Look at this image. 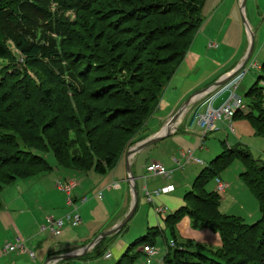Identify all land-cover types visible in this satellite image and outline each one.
Instances as JSON below:
<instances>
[{"label": "trees", "instance_id": "1", "mask_svg": "<svg viewBox=\"0 0 264 264\" xmlns=\"http://www.w3.org/2000/svg\"><path fill=\"white\" fill-rule=\"evenodd\" d=\"M95 1L88 0L86 3L93 4ZM206 1L208 0H200L198 8H196L197 5L194 4L192 6L191 3H187V0H133L131 2L129 0H107L109 4L107 3L108 5L101 10L100 16L96 15L101 28L95 35L87 33V36L92 41L90 43L91 46H88L89 57L95 60L96 56H93V53H96L97 48V51H101L104 54L105 62L112 61L115 64L117 61L116 54L108 55L106 48L110 47L112 50L121 46L130 48L133 43L131 40L123 41L118 38L119 35L132 31L131 26L122 25V23L133 20L141 27L146 21H150L149 24H151L157 20L154 26L148 28V34H153L161 28L176 27L179 32L175 34L170 30L167 36L173 34L185 40L179 48H176L175 52H172V55H176L173 69L169 73L166 71V77L159 81L157 90L152 91V94L149 95L148 105L145 104L144 98L139 100L135 97V92L125 86L119 87L116 90L117 92H112L105 98H101L97 93L99 90L92 91L86 99L74 98V96L69 95L71 98H58V106L55 111H64V113L66 111V121L69 124L65 131L73 134V138H69V140L64 138L66 145L62 149H60L59 145L54 144L52 139H49L45 132L46 128L41 127L36 122L37 119H45V112L36 110L34 113L35 118L31 119L34 121L33 129L36 142L33 145L26 143L21 134L10 126L7 127L1 124L0 190L18 179H25L51 171L53 167L44 157L48 153L53 155L56 165L61 169L93 170L96 173L104 174L107 169L112 168L119 156L120 148L123 153L129 147L139 128L142 127L154 111L166 83L182 62L185 53L202 25V10H204ZM48 2L50 6L51 3H55V9L58 10V13L62 12L63 14L68 10L83 9L87 6L83 0H0V59L12 58V53L6 43L7 41H12L15 48L20 52L25 65L37 64L44 73H47L50 80L58 81L66 89H70L74 82H70L67 85L58 80L61 76L59 73H55L56 69L54 68L53 70L50 64L65 62L68 72L72 73L75 69V78L79 80L80 75L74 64H76V58L84 59V55L81 56L79 51L77 52L74 49L62 48V40H65L63 38L65 29H72L71 23L75 21L74 19L68 17V19H64L55 15L53 20L56 21L55 28L53 30H50L51 28L48 29L47 24L52 20V12L48 8ZM119 3L121 5L126 4V8H114ZM95 4H99V0ZM96 6L99 7V5ZM116 10L120 11L119 15ZM115 15H118L117 18L112 20ZM147 16L149 17L146 18ZM154 17L156 20L153 19ZM144 19L146 20L143 22ZM23 24H27L31 31L21 28ZM50 32L55 34L53 36L50 35L51 49L49 50L45 45L46 43L42 42L41 34L46 35ZM24 33H29V36H25ZM45 38L46 36L43 39ZM70 39L79 45L81 51H86L82 47L86 42L85 36L73 32ZM102 39L104 40L101 41ZM138 40L139 38L135 39V41ZM142 44L140 42V45L138 43L136 47L144 51L145 47ZM51 53L53 58L50 62H47L44 57ZM155 62L160 63L158 60ZM90 66L88 63L82 71L89 73L91 71ZM96 66L95 69L98 71H103L107 68L103 64L102 66L96 64ZM261 67H264V63ZM108 69L111 71L110 74L114 71V68L110 65ZM13 70L12 73L3 75L2 79L4 81L2 82H10L12 74L18 77L23 73L19 71L20 69ZM5 76L7 77L5 78ZM23 76L25 79L27 78V83L33 81L34 86H37V80L31 74L27 72ZM262 78L264 79V76ZM3 86L0 84V87ZM37 88L39 89V87ZM112 88L110 87V89ZM51 90L52 87H45L42 90L44 98H40L38 104L44 105V108H46L44 102L49 103L51 99L49 98L52 93ZM26 91L24 90V94L27 93ZM62 91L65 92L64 90ZM261 92H263L262 87H256V85L251 87L247 92V95L252 96L249 102L251 106L250 112L241 113L237 111L232 119L244 118L249 120L254 128V133L264 136V105H262L261 101L256 100L257 94ZM20 93L23 95V92ZM78 95L75 96L77 97ZM3 99L0 98V103ZM141 111L142 114H139ZM3 115L4 112L0 110V117L4 118ZM95 117L101 120L102 125L88 129L86 124ZM107 127L110 128L109 131L105 129ZM133 128H135L134 134L130 136L129 142L127 140L124 143L122 140L123 134L127 133L128 130L132 132ZM6 129H9L10 132H7ZM111 129H115L120 135H113L114 131H111ZM94 138L95 140L93 141L92 139ZM75 146L79 148V153H77ZM229 157H237L244 161L245 168L241 172V176L257 198L261 212L260 219L254 223L247 224L240 218L222 214L218 210L220 195L215 191L207 192L203 188L206 178L211 175L214 176L217 172L216 170L229 161ZM184 197L185 205L174 213L168 214L164 220L172 240L177 244L175 248L167 247V252L163 257L164 264H264V164L258 163L246 146L238 144L225 149L221 154L217 155L210 162V165L202 170L193 183V189L186 193ZM186 215L191 219L193 227H205L217 232L221 240L220 245L213 249L205 244L194 243L192 240H179L176 224ZM157 234H161V231L158 228H151L145 235L131 243L129 248L131 246L135 247L141 242H148V245H152ZM129 251L130 249L122 255L116 264H135V258L139 252L131 254Z\"/></svg>", "mask_w": 264, "mask_h": 264}, {"label": "crops", "instance_id": "2", "mask_svg": "<svg viewBox=\"0 0 264 264\" xmlns=\"http://www.w3.org/2000/svg\"><path fill=\"white\" fill-rule=\"evenodd\" d=\"M208 1H206L207 5ZM210 1L206 15L211 20L212 18L210 17L218 12L224 0H214L215 3L212 0ZM239 2L240 0L232 1L238 10H240ZM259 9V0H253L248 9L245 8L247 21L254 31V37L256 32L255 24L261 23L264 19L263 9L259 20ZM238 13L241 18V13L239 11ZM239 31L242 45L238 46L235 44V47L227 48L230 42L228 39L226 43L227 34L222 32V35L219 36L222 44L213 46L217 49L212 54L203 51L202 45L197 40L199 39V30L197 31L182 62L166 83L154 111L148 117L145 123L147 124L146 129L144 128L143 131L139 130L135 135V139L138 140V137L139 139L141 137L145 139L153 134L160 133V129L165 125L166 121L192 93L186 98H181L182 95H188L189 90L193 88L198 91L208 86L239 63L247 47V43L244 42L242 28ZM228 50L231 52H228ZM204 63L210 64L211 68L201 69ZM207 80H209L208 83H204ZM223 86L213 90L214 92L211 91L210 98H200L194 102L185 114H182L169 135L127 157L126 151L131 147L129 146L121 154L114 166L107 169L104 174L96 173L93 170L77 171L61 169L60 167L58 169V166L52 165L53 168L48 173L18 179L6 186L0 193V264H44L47 258L52 255L82 250L100 232L119 222L129 210L132 201L131 183L126 169L127 162L137 191V206L129 220L137 218L138 228L144 232L142 236L151 228H158L162 235L168 233L169 229L165 224L164 216L168 213H174L185 205V197L182 198L178 194H174L178 183L176 179L182 178L183 172L190 165L204 164L198 153L210 154L215 151L216 147L212 144L205 145L207 139L213 138V131H222L221 128L228 124L233 133L236 132V127L231 124L233 119L216 121L215 128L207 131H204L196 123L191 122L195 112L204 111L209 102L217 106L223 101L227 94L220 91ZM217 94L220 95L217 96ZM238 95L241 96V94ZM242 96L244 97L245 95ZM201 99L204 101H200ZM250 110L249 103L243 102V106L239 111L248 113ZM188 111L191 115L187 119L186 113ZM143 133H147V135ZM187 152L192 153L193 157L199 158L201 163L193 160L187 161L185 156ZM152 161H158L163 164L167 170L171 171V176L163 177L149 173L146 167ZM209 165L210 163L204 166L195 179ZM175 171H177V175L174 173ZM60 172L63 174L59 175ZM54 174L55 176H53ZM67 179H73L77 182V186L72 190L73 200L71 204H68L67 195L56 184L57 181ZM193 183L191 184L190 181H187L185 185L190 186L191 184L193 187ZM163 186H168L169 190L162 191L157 195L151 194V199L146 196V190L152 192ZM190 189L192 190V188ZM83 197L85 198L84 201H82ZM145 204H150L153 208L146 209ZM159 208L161 209L160 211L158 210ZM75 213L80 216V223L73 226L70 224V218ZM51 218L65 219V226L58 235H53L47 228ZM128 222L125 224L126 226ZM126 229L127 227L123 231ZM121 230L103 238L104 242H102L103 239L100 240L83 254L69 259L58 260L55 264H70L74 263L73 260L78 263H84L97 258V249L101 245L106 246L101 256L105 259L116 258L114 262L116 264L131 244V241H128L124 235L127 230L124 233ZM176 232L179 240L182 241L192 240L194 243L207 246H218L221 243L217 232L205 227H193L191 219L187 216H184L176 224ZM17 239L22 244V248H16L11 251L3 249L5 243H16ZM29 252H32L33 256H30ZM107 252L111 253L109 258L105 257ZM137 252L145 254L142 247H139ZM164 255L162 256L161 264L163 263Z\"/></svg>", "mask_w": 264, "mask_h": 264}, {"label": "rangeland", "instance_id": "3", "mask_svg": "<svg viewBox=\"0 0 264 264\" xmlns=\"http://www.w3.org/2000/svg\"><path fill=\"white\" fill-rule=\"evenodd\" d=\"M83 1L85 4H87L86 8L84 7L83 9H74V10L72 9V11L68 10L64 14L62 12L58 13V10L55 9V3H51V6L49 5V2L47 3L48 8L51 9L50 12H52L51 14L52 20L50 21V23L47 24L48 29L51 28L50 30H53V28H55L56 21H53L55 19V15H58V17L61 18L63 17L64 19L68 17L70 19L75 20L72 21L71 23L72 29H67V30L65 29L64 32L65 36H63L65 40H62V48L74 49L77 52L79 51L81 56L84 55V59H81L80 57L79 59L78 58L75 59L76 64L74 65H76L75 68L78 70V74L80 75L79 80L75 78L76 70L74 69L72 73H69L65 62L50 64L53 70L54 68L56 69L55 73L56 74L59 73V75L61 76L60 78L57 77L59 78L58 80L64 82L67 85L70 82H74V85H72L70 89L68 88L66 89L65 86L59 83L58 81L50 80L47 73H44L42 71V68L38 67L37 64L25 65V63H23L24 61L22 57L20 56V52L15 48L14 43L12 41L6 42L7 46L9 47L12 53V58L0 59V78H1L0 84L2 86L4 85L3 87H0V98H4L0 103L1 105L0 110L4 112L3 115L4 118L0 117V126L1 124H4L7 127L10 126L11 128H13V130L21 134V136L24 138L26 143H28L29 145L36 144L34 138L35 131L33 129L34 121L31 120L32 118H35L34 113L36 110L45 112L46 114L45 119L44 120L37 119L36 122H38V124L41 127L43 126L47 129V130L45 129L46 135L49 137V139H52V142L54 144H56L57 146L59 145L60 149L64 148V146L66 145L64 138H66V140L67 139L69 140V138H73L72 133L69 134L65 131L67 125L69 124V122L66 121L67 118V115L65 114L66 111L65 113L64 111H59V112L55 111L56 107L58 106L57 103L58 98H71L69 96H74V98L86 99V97L89 96L91 92L95 90H99V92L97 93L101 96V98H105L108 95L112 94V92H117L116 90L119 87L125 86L127 89L131 90L132 92H135V94L137 95V96L135 95V97L138 98L139 100L144 98L145 104L148 105L147 101H149V95L152 94V91L157 90L156 89L157 84L159 83L160 80L162 81L166 77L165 76L166 71L169 73V71L173 69L176 60L175 59L176 55L175 54L172 55V52H175V50H177L176 48H179L180 45H182V43H184L185 41L183 40L182 37L173 34H171V36H167L170 30H172V33L174 32L175 34H177L179 31L178 28L176 27L161 28L160 30H156V32H154L153 34L150 33L148 34L147 33V30H149L148 28L154 26L155 22L157 21L155 17L153 19H155L156 21L152 22L151 24H149L150 21L149 22L146 21L147 23L144 22L146 20L144 19L143 20L144 23L142 24L141 27H139L138 23H135V21L130 20L125 23H122V25L127 24L126 26H131L130 28L132 31L127 34H121L119 35L118 38L122 39L123 41L131 40L133 42L132 46L130 48L121 46L113 50L110 47L106 48L108 55L112 56L116 54L117 61L115 64L112 61H108V63L107 61L105 62L104 54L101 51H97V48L95 51L96 53H93V56H96L94 60L92 57H89L90 53L88 54V50H89L88 46H91L90 43H92V41L87 36V33H91L95 35L98 32V30L101 28L100 26L101 24L96 19V15L100 16L101 10L104 9L105 6L108 5L109 3L107 2V0H99V4H95L97 0L93 4L86 3L88 2V0H83ZM129 1L131 2L133 0H129ZM212 1L213 3H215L214 0ZM232 1L233 0H224L218 12L214 13L213 16L210 17L212 18L211 20L206 15V11H208V6L211 2L210 0L208 1V5L206 4L205 6L206 8L204 7V10H202L203 22H202V26L199 29V33H198L199 39L197 40L198 43L202 45L204 52H208L212 54L213 51H216L217 48L215 49L213 46H216V44L218 45L222 44V42H220L221 40H219L220 39L219 36L222 35V32H225V34H227L226 35L227 40H225L226 43L228 39L230 42V43L228 42L229 44L227 48H233L235 47V44L238 46L242 45V40L239 37L240 28H242L244 32L243 33L244 42L248 43L245 24L243 22L242 16L240 18L238 13V11L240 12V10H238V8L234 6ZM252 1L253 0H247L246 1L247 4L245 5V8L248 9V6ZM188 2L191 3L192 6H194V4L197 5L196 8H198V4L200 0H187V3ZM240 2H239V6H240ZM96 5H99V7H97ZM259 5H260V9L258 10V13L260 15L259 18L260 20L262 11L264 9V0H259ZM114 8H121V9L126 8V4L121 5L119 3L116 4V7ZM116 12L118 13V15L120 14L119 10H116ZM245 12L246 10L244 11V13ZM118 15H115V17L112 20L116 19ZM148 17L149 16H147L146 18ZM245 18L247 19L246 13H245ZM21 28H24L29 32L31 31V28L27 24L25 25L23 24ZM255 29L256 32L254 37L253 52L250 58L248 59L247 63L245 64V66L242 68V70H239L237 73L239 75L242 72L246 71L245 75L242 77V79L237 85L236 92L238 94H241V96L245 95L244 97L242 96L243 102L249 103L252 96L247 95L248 90L254 85H256V87H262L263 92L257 94L256 100L261 101L262 105H264V79L262 78V76H264V67L263 68L261 67L262 64L264 63V19L262 20L261 23L255 24ZM73 32H75L76 34H81L86 37L85 45L84 46L82 45V47L87 52L86 51L83 52L84 51L83 49H82L83 51H81L79 45H77L74 40L70 39V36L72 35ZM146 33L147 35H145ZM54 34H55L54 32H50L49 34L46 35L41 34L42 42L46 43L45 45L49 50L51 49L50 35L53 36ZM24 35L29 36V33H24ZM43 35L46 36L45 39H43L44 38ZM136 38H139V40L135 41ZM103 40L104 39H102L101 41ZM140 42L143 43L142 45L143 47H145L144 51L143 50L141 51L140 50L141 48L136 47L138 43L140 45ZM101 43L104 44L103 42ZM135 49L137 50L139 49V50L137 51ZM229 51L230 50H228V52ZM44 58L45 60H47V62H50L53 58V55L51 53L45 56ZM157 60L160 63L155 62ZM69 62L71 63L70 59ZM88 63L89 66L91 65L90 66L91 71L89 73H84L82 70L88 65ZM96 64L101 66L103 64L107 68L103 71H98L95 69V67H97ZM109 65L112 66V68H114V71L111 74H110L111 71H109L108 69ZM204 68L210 69L211 65L210 64L208 65V63H204V65L201 66V69ZM13 69H20L19 71L23 73L20 74V76L18 77H15L12 74L10 82L8 83H6V81L5 83L2 82L4 81V79H2V77H4L3 75L5 74L8 75L12 73L14 71ZM27 72L31 74V76L36 78L37 86L36 85L34 86L33 81L27 83V78L25 79L24 76L22 77V75L26 74ZM6 77L7 76H5V78ZM19 79L21 80L19 81ZM209 80H207L204 83H208ZM228 83H226L225 86ZM37 87H39V89ZM45 87L48 88L52 87L51 90L52 93L51 96L49 97L51 99L49 103H46V101L44 102L46 108L43 107L44 105L38 104L39 99L44 98L42 94V90ZM110 87L113 88L110 89ZM24 90H27L26 94H24L25 93ZM62 90H64L65 92H63ZM195 91H196L195 88H193L189 90L188 95L184 94V96L182 95L181 98H186ZM20 92H23V95H21ZM212 92H210L209 94L205 95L202 98H210V94H212ZM77 94L79 95L76 97L75 95ZM118 95H120V93H118ZM200 101L203 102L204 100L201 99ZM59 113H61L62 115ZM139 114H142V111L139 112ZM186 115H187L186 118L188 119L191 113H189L188 111ZM236 121L237 123H235ZM145 123L146 121L144 122L142 127L139 128V130L143 131L144 128L147 127V124ZM231 124L234 127H236L235 133H233V131L230 129L229 125L227 124L221 128L222 131H218V132L213 131L214 132L213 136L211 135L213 132L210 134V136H212L213 138L207 139L205 145L208 146V144H212L214 147H216L215 151L211 152L210 154L198 153L199 158L203 160L204 164L202 165L196 164L193 166L190 165L188 168L186 167L187 169L183 172V177L181 178L178 175V177L180 178L179 180L176 179L178 183L174 194H178L179 197L183 198L184 195L191 190L190 188L193 189L191 184L193 183V181H195L194 180L195 177L198 175V173L204 166L209 164L217 155L221 154L222 151H224L225 149L236 146L238 144L246 146L252 157L256 161H258V163L264 164V136L256 135L254 133V128L252 124L247 119L244 118L234 119L231 121ZM101 125H102L101 120L95 117L92 121L86 124V127L88 129H92L94 127L96 128ZM105 129L107 131L110 130L109 127ZM134 130L135 128L132 129V132L128 130L127 133L123 134L124 137L122 138V140L124 141V143L127 142V140L129 142V140L131 139L130 136H132L135 132ZM209 130H213V129H209ZM6 131L10 132L9 129H6ZM111 131H114L113 135L115 136L118 135V131H116L115 129H111ZM143 134L147 135V133H143ZM135 137L136 136L133 137V139L131 140V144L129 146H132L133 144L141 141V139L143 140V137H141L140 139L138 137V140L135 139ZM92 140L94 141L95 138ZM76 150L77 153L80 152L79 148H77ZM120 151L121 148L119 150V156L117 160L122 154V151L121 152ZM44 157H46V159L49 161L51 165L57 166L55 159L51 153L45 154ZM57 168L60 169L59 167ZM244 168L245 165L242 159H239L237 157H229V161H227L220 169H217L216 170L217 172L214 176L211 175L206 178L203 188L207 192L215 191V178L217 176L220 177L224 183L228 184V187L222 193L221 192L218 193L217 191H215L216 193H218V195H220L218 210L224 215L234 216L240 218L244 223L251 224L257 221L258 219H260L261 212L257 198L254 196V194L251 192V190L248 188V186L245 184V182L242 179L241 172L244 171ZM174 173L177 175V171H175ZM62 174H63L62 172L59 173V175ZM53 176H55V174ZM185 180L186 182L187 181L191 182L190 186L185 185L186 184ZM4 188L0 190V193ZM72 195H71V199L73 200ZM145 206L146 209L153 208L152 205L150 204L147 205L145 204ZM168 214H166V216ZM166 216H164V218H166ZM124 226L127 227V229L128 228L129 229L128 230L126 229L127 231L125 230L126 231L125 232L123 231L125 227H123L121 232L122 231L123 233L125 232L124 235L128 239V241L129 240L131 241L130 243H133L135 240H137V238L142 236V233H144L140 231L138 228L137 218H132L131 220H129L127 226L126 225ZM17 241L19 240L17 239ZM171 241L172 239L169 231L165 235L157 234L154 237V244H152V246H154L157 252L152 256H149L147 253L144 254L142 252H139L138 256L135 258V264H161V259L162 256L166 253L167 246L171 247L170 245ZM102 242H104V239L102 240ZM7 243H11V242H7ZM144 245H148V243L141 242L135 247L131 246L129 248L130 249L129 252L133 254L138 251L139 247H142ZM176 246L177 244H175L174 242L173 248H175ZM105 247H106L105 245H101L99 249H97L98 250L97 258L91 259L84 263H78L76 260H73L74 263H70V264H114L116 258L112 257V259L111 258L105 259L104 257L101 256ZM208 247H212L213 249L217 248V246H208ZM4 248L5 247L3 246V249ZM79 251L80 249L73 252H79Z\"/></svg>", "mask_w": 264, "mask_h": 264}, {"label": "built area", "instance_id": "4", "mask_svg": "<svg viewBox=\"0 0 264 264\" xmlns=\"http://www.w3.org/2000/svg\"><path fill=\"white\" fill-rule=\"evenodd\" d=\"M258 67V66H256ZM246 71L242 72L241 74H237L236 76L233 77L229 81V83L222 88L220 91L226 92V97L223 99V101L215 106L213 103L209 102L205 108L204 111L198 112L196 111L191 122H195L198 124L200 127L203 128L204 131H207L209 129H214L215 128V123L216 121L219 120H231L234 116V114L239 111L242 106H243V99L241 96L238 95L236 92V88L242 77L245 75ZM219 91V92H220ZM218 92V93H219ZM222 93V92H221ZM220 94H217V96ZM216 97V96H215ZM204 134V132H203ZM186 160H193L195 162L201 163V160L199 158L193 157L192 153L187 152L185 154ZM147 171L152 174H158L163 177H170L171 176V171L167 170L163 164L160 162H155L152 161L150 164L147 165L146 167ZM57 187L62 190L66 195H67V202L68 204L72 203L71 195H72V190L74 187H76L77 182L76 180L73 179H67L64 181H57ZM228 187L227 183H224L218 176L215 178V191L219 192H224L226 188ZM169 190L168 186H163L159 189L153 190L152 192H148L147 190L145 191V194L148 198L151 199V194L157 195L162 191H167ZM85 198H82V201H84ZM159 211L161 210L160 208L158 209ZM70 224L75 226L80 223V216L75 213L71 216L70 218ZM65 226V219L64 218H58V219H49V224L47 226L48 230L53 234V235H58L60 234L62 228ZM171 247H174V242L173 240L170 242ZM4 249L7 251L14 250L16 248H22V244H20L19 241H16V243H6L4 245ZM142 250L147 253L149 256L154 255L157 250L154 248L152 245H144L142 246ZM30 256H33L32 252H29ZM111 256L110 252H107L105 254L106 258H109Z\"/></svg>", "mask_w": 264, "mask_h": 264}, {"label": "water", "instance_id": "5", "mask_svg": "<svg viewBox=\"0 0 264 264\" xmlns=\"http://www.w3.org/2000/svg\"><path fill=\"white\" fill-rule=\"evenodd\" d=\"M245 5H246V0H241L240 2V12L242 15L243 22L245 24L246 32H247V37H248V43L246 47L245 54L243 55L242 59L239 61L238 64H236L231 70L228 72L222 74L219 78H217L215 81H213L211 84L208 86L192 93L180 106V108L172 115L170 118L166 121L167 124V129L164 133H157L153 134L137 143L129 147L126 151L127 157L130 156L132 153H137L141 149L149 146L150 144L155 143L156 141L160 140L162 137L167 136L171 133V129L169 128L171 126V123L175 121L181 113L185 114V112L192 106L194 102L199 100L200 98L204 97L205 95L209 94L211 91L220 88L221 86L225 85L229 80H231L239 70H242V68L245 66L247 63L248 59L250 58L252 52H253V46H254V31L251 29L249 22L245 18L244 10H245ZM199 94L197 98H193ZM126 169L128 171V177L131 185V191H132V201L131 205L129 207V210L127 213L123 216V218L111 226L109 229L104 230L100 232L94 239L90 240L79 252H67L64 254H57V255H52L47 258L44 264H52L57 262L58 260H63V259H69L73 258L76 256H79L83 254L86 250L89 248L93 247L97 242L102 240L103 238H106L108 236H111L115 233H117L119 230L123 228V226L128 222V220L131 218L133 213L135 212L136 206H137V191L134 185V180L133 176L131 177L130 172H129V164L128 162L126 163Z\"/></svg>", "mask_w": 264, "mask_h": 264}, {"label": "bare ground", "instance_id": "6", "mask_svg": "<svg viewBox=\"0 0 264 264\" xmlns=\"http://www.w3.org/2000/svg\"><path fill=\"white\" fill-rule=\"evenodd\" d=\"M198 96H199V94H197V95L194 96L193 98H197ZM182 114H183V113H181V114L179 115V117H178L175 121H173V122L171 123V126L169 127L171 130H173V128L175 127L176 123H177L178 120L181 118ZM166 129H167V124L165 123V125L160 129V133H164V132L166 131Z\"/></svg>", "mask_w": 264, "mask_h": 264}]
</instances>
